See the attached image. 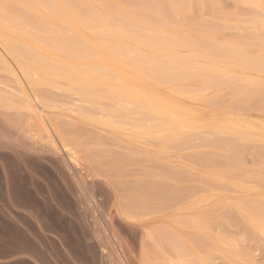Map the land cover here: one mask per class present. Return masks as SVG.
Instances as JSON below:
<instances>
[{
  "label": "rangeland",
  "instance_id": "rangeland-1",
  "mask_svg": "<svg viewBox=\"0 0 264 264\" xmlns=\"http://www.w3.org/2000/svg\"><path fill=\"white\" fill-rule=\"evenodd\" d=\"M0 1V4L2 2L6 4L5 7L4 5H0L3 9H0V13L5 16H3L4 21H2L5 24L2 22L1 24L4 27H7L8 24L10 27V23H8V20L11 17H14L19 7L13 3V0ZM43 1H45V3L51 2V0ZM132 1L134 2V4L132 3ZM139 1L141 0H115L113 4L111 3V5L117 6L115 5V2L120 5L122 4L123 6H128L130 4L129 8L132 9V11L125 12L127 10L122 7L119 8L118 6L117 9L120 11H114L112 17H109L107 20L102 21L93 20L95 22V25H93V21H90L92 23H90L91 26L89 24L85 25V23H82L80 19L74 17V15L79 16L80 14L81 18L84 19L87 16H85L83 10H77L75 7L71 6L72 9L71 7L69 9L72 10L73 14L75 13L74 15H71L69 11L59 12V15L58 13L57 16L55 15V17H57L56 19H59L60 16V22L59 20L58 22H56V20L50 22H46L45 20H43L45 24H41L40 22L42 21L39 20L38 22V19H35L34 21H29L27 19L28 22L22 23H27L25 26L20 24L22 26L21 30H23L22 32L24 36H27V33H29L28 35H32V33H34L36 29H40V32L35 35L37 37L45 36L49 38L50 43H52L51 40L53 41L54 39V46H52L56 52H58L57 50H62V47L60 49L61 45H58L59 40L65 39L67 35L71 36V34H77L78 31L75 30V28L79 29V31L83 32L84 34L91 36L90 39H93L92 41L93 43L95 42L94 44H102V46H104L105 42H107V44L111 45L112 41L118 39V42L116 41V43H118L117 52H119V59L122 58L120 61H123L122 63L125 62L126 64L131 63L134 68L140 69V71L142 69V73L147 74L148 78H146L147 76L143 77L141 85L145 88L151 89L158 96H163V98L169 100L171 99L182 108L191 110L193 112L194 120L197 122V125L200 126L198 127L199 129H186V132L183 130L180 132V134L177 135L179 137L174 140L175 142L177 141L176 144L175 142L173 143L175 145L172 144L171 146L172 142L170 141L169 143L167 142L168 144L165 143V145L163 141L164 139L162 140V136L160 134H158L157 137L155 136L157 134L156 131L158 129V126H156L157 124L155 123L152 125L154 115L150 113V110L148 108L147 109L149 111L146 110L145 104L144 106H142L144 103L142 100H139V102L137 101L135 103L136 105H132L127 110L123 109L124 107H120L119 110H116L117 105L120 104L119 101H115V98L112 99L113 96L110 93L104 96L103 94H101L103 96L102 97L99 93L106 92V89L103 88V86L102 88L101 86H99L97 89H95L97 91V94L94 90V95H99H95L99 99L95 98L94 104L88 105L85 104L84 101H82L84 100L83 98L81 99L79 95L78 97L74 92H72L73 90L68 89V85H66L67 83L63 78H56L54 84H58L59 88L61 87L62 89H58V86L52 88L48 83H45L46 85H42L43 83H37L39 85H25L27 83L21 79L22 85L25 88L27 87L26 94L28 93L27 95H29V97L31 96L29 101L25 99L27 98V95L22 94V92L20 91V87H18L20 85L17 82L16 77L10 70L7 69L8 67L5 68L4 65H6L7 63L3 64L4 62L2 63L3 60H1L3 58H0V99H4L7 101L14 100L15 103V105L13 106L12 104L6 105L0 102V140H5L8 143L9 141L15 142L20 146L19 152H16L13 147L11 148L10 146H8V143L4 141V143L1 144L2 141H0V190L2 191H0V264H105L103 258H101L100 256L98 247L96 245L95 247L94 244L91 243L92 241L90 242V240H88L87 238L88 229L86 227V223L84 221H80L81 219L78 217V213H76V189L74 188V184L71 180V177L69 176V173L60 163L61 150H57L58 145L55 148L57 152L56 153L55 151H53L54 147H50L51 142L43 135L44 131L41 129V126H39L40 122L37 121L41 117V119L44 120V123L48 125V128L52 130L53 135L57 138L59 137L58 139L55 138L56 142L59 143L58 140L60 142H66V144H68L70 147H73L74 149L76 148V151L78 152L84 166H87V168H89L88 170L91 171L94 177L108 184V186L113 191H115V194L119 196L120 200H123L130 193L128 192L129 189L141 187L142 185H139L143 184L144 182V184H146V187L153 183L155 180L157 181L155 182V185L156 183L162 185L161 182L163 184L164 182H167L168 184L171 183L178 186L183 184L181 186L185 188L190 187L189 189L192 188L193 184L199 185V187L197 185H194V188H192V190H196L192 191L196 192L195 195L192 193L194 199L191 195L189 196L192 197V200L188 197L191 202L195 201L194 203L197 206L191 210V208L189 207L191 206V204L187 206V204L191 202L190 200H187L186 204L187 196L184 194H188L187 190L189 191V189H185L184 191L186 192L181 190L183 192L181 193L182 197L184 194L186 198L184 199L183 197V202L181 200L178 205H183L182 207L183 209H185V211H180L183 210L180 207L181 209L178 211L179 213H175V215L179 214L181 217V214L185 215L186 213H190V216L188 214H186L187 216L185 215V219H188L189 217H191V212L196 210L195 213L197 217L201 218L204 216L207 220H210V225H208L207 227H211L208 230L206 226L202 228L203 230L199 227L202 231L197 230L199 229L198 227H192L190 223H187L189 219L186 222L184 219L182 220L183 216L180 219L177 218L179 215L176 216V218L171 216L173 214L170 213L175 209V207L160 212L169 213L167 217L168 221L170 220V216L173 222L176 221L173 220L174 218L180 221L179 225L181 223L182 225L184 224L183 226H179L176 222H174L176 225H178V227H182L181 229H179L182 233L183 243L184 239H186L185 246L188 244V246H190H187L186 249H194V251L192 250V252L187 251V253L189 252L188 257H192V260H197L198 258L202 260L204 259L202 257H206L207 254V257L205 259L207 260V258L211 256L209 259L211 261V263L209 262L210 264H264V227L261 228L255 221L250 220L247 208L245 207V205L248 204L245 203L246 201H248L249 203L254 202V204L259 208L264 207V142L257 135L260 130L264 129V69L259 71L254 69V71L253 69L249 68L247 71V68H238L240 63H248L247 60L251 61V58L252 61L256 60V56L259 53L261 46H263L262 42L259 41L263 40L264 35L262 34H264V27L259 26L258 29L257 24L259 25V23L257 22L256 24V20L258 17L255 18V16H260L258 12L260 14H263L264 3L261 2L263 6L259 3L260 7L258 8L257 4L253 3L251 0H171L170 3L178 2V5L176 3H174L173 5L174 8H178H172V11L169 5L170 0H156V2L154 0L155 3H153V0H142L143 3H146H144V5L141 2L139 3ZM159 3H161L160 6ZM185 4H188V6ZM87 5L89 7V10H91L92 12L102 13L105 11L104 5L101 3V0H87ZM151 5H154L157 10H155L153 6L151 10ZM159 7L162 8L161 10H163L164 7V10L161 14V10L159 9ZM165 7H168V10H166L167 8L165 9ZM45 9L44 7H42L41 11L43 13L44 10V13L47 14V11L49 10L47 9L45 11ZM133 9H136L137 11ZM158 9L160 10V12L158 11ZM146 10L147 12H145ZM3 11L5 12L3 13ZM156 11L159 12V15H156ZM176 11H178V13H176ZM181 12L184 18H181ZM255 12L257 13L255 14ZM7 16H10V18H7ZM133 16L135 18L137 17V19H140V22L144 20L145 23L144 21L140 24L136 23L133 20ZM160 18L161 20H159ZM156 20H159L158 22L160 23H157ZM253 20H255V24L253 23ZM5 21H7V23ZM130 21L133 22V25H131L132 22ZM151 21H156L157 24L152 27L150 26L152 24ZM33 22L37 23L34 24ZM72 27L74 28V32L71 29ZM149 27L154 28L156 31H154V29L149 30ZM198 27H200V29H198ZM254 30L255 33H252L254 32ZM256 30L258 33L256 32ZM203 31H205V33ZM43 32L47 33L44 34ZM198 33H200V35L202 33V36H200ZM206 33H208L209 35V39L207 40L203 37V35ZM246 34H248L247 36L250 37L249 42H247V39L245 40L244 38H248ZM252 37L253 39H251ZM119 38H121L120 40H122V43L119 42ZM4 42L7 43L9 41ZM55 42H57L58 44H55ZM123 42L125 43L123 44ZM232 43L234 46L233 49H236V51L237 48H239L237 46L241 45V48L238 49L240 52L237 51V53L236 51H234L231 52L233 53L231 54L230 51L229 53L224 51V53H221L224 48H227V46H232ZM244 43L247 44V49L246 47L243 48ZM19 44L18 41L15 42V45L20 48L23 44L20 41ZM234 44L236 45V47ZM225 45L227 46L225 47ZM2 46L4 45H2V43L0 42V57H3L6 53V51L5 53L3 52L4 50L2 49H5V47ZM93 51L94 50L89 49V52L87 54L85 52L80 54H83L84 57L88 55V57L86 56L85 58L91 60V58L96 57V52L93 53ZM137 52L139 53V55ZM244 52L246 54H244ZM254 53L256 54V56ZM25 56L29 58L28 55ZM66 56H69L70 58H72L73 56L72 59H77V55L75 53L72 54V52L67 53ZM4 58H6V61L9 62L7 66H14V71L18 70V68H16L17 65L8 54L7 56H4ZM44 61L49 62L48 60ZM169 61H172V63L170 64ZM212 62L215 65L217 64L216 66L214 65V68L219 72H215V70L213 69H210L209 71V68L206 64H210ZM83 63L88 64V62L86 61ZM234 63H237L238 65L230 66ZM52 64L58 66L61 69L60 73L62 75L66 74V72L64 71L71 72L70 68L68 67V69L61 62H53ZM178 65L181 67H179ZM74 66L80 72L83 71V69L84 71L86 69L85 67H78V65L76 66L75 64ZM118 67L125 70L126 65L119 64ZM188 68L191 69L189 70ZM221 68H223V70L225 68V70L236 74L233 75L231 73V79L229 78V80L228 78H225L226 75L224 74L226 73H224ZM102 70L103 69L101 68V71ZM17 72L15 73L17 74ZM103 72L108 76H113V73L109 71L103 70ZM149 75L152 76L150 77ZM248 78L250 79L247 81ZM250 87H254V89H257H253V93H255L252 95L251 91V93L248 92L251 89ZM17 94L19 96H17ZM20 94L23 97L20 96ZM34 94L38 95L39 98L38 104H36V110L28 111L24 108V106L30 102L34 103V101H31L34 100ZM4 96L7 97L5 98ZM19 97H21L22 99L24 98V101ZM60 97L61 99H59ZM101 97L102 99H100ZM17 100H19V102ZM80 102H82L83 104ZM56 104H58L59 106ZM96 105H99V107H101L102 105V107H106L107 109H112L114 107L115 109L113 108L111 113L107 112L106 110L100 112L101 109ZM137 107H139V109L140 107H142L141 109H143L144 112L146 111L145 114L141 113L143 111H141V109L139 111ZM78 110L87 113H89L90 111V113H93L96 117L91 118L90 120V118H87L85 114H81V116L80 113H78ZM32 111L34 113H32ZM125 111L127 114L125 113ZM98 112L100 114H104L105 112H107V114H109L113 119H120L123 122L128 121L131 124L139 123L141 125H144L145 123V126L149 125L148 127H152V129L150 128L151 130H147L148 134L146 136L144 135V133H141L140 135L137 134L136 136V134H131L130 129H127V127H129V124L127 123L124 126L126 128H123V126L122 128H120L114 127L111 124H105L101 118L97 119V117H99L97 116L99 115ZM126 115L128 116V118ZM123 116L124 118H122ZM140 117L143 120L146 119L144 120L145 122H143V120L141 122H138L137 120H139ZM130 118L132 119V122ZM214 120L234 122L240 124L241 127L248 125V128L246 130L254 134L251 135L250 133V138L247 136L244 137L245 139H243L233 131L238 130L233 125H228V127L232 130H227L224 133L221 132V130H214L215 128H211L212 126H206ZM100 122L102 124H100ZM150 123L152 126L150 125ZM34 124L37 126L35 127ZM151 132L155 134H152ZM214 135L215 138L219 137L222 140H227L225 141L226 145L224 143V145L222 144L221 147L219 145H213ZM182 137H185L186 139V141H184L185 139L183 140V143L179 140L180 138L183 139ZM207 138H209L210 141L206 140ZM238 138H240L241 140ZM192 139L194 142L192 141ZM233 140H235L234 142L236 144L239 143L240 145L235 147L234 143H232ZM28 142H34L35 145L38 143L37 145L41 146L40 150H38L39 146L37 145L33 146L35 148L28 147L30 145V143ZM39 143L43 144L40 145ZM179 143L180 145H178ZM6 144L8 145L5 146ZM20 144L22 146H25V148H22H28L24 150L21 148ZM163 144L167 147L165 148ZM183 144H185V146ZM26 145L28 146L26 147ZM176 145L178 148L176 147ZM228 145H230V147ZM179 146L182 147L179 148ZM258 147L260 148L258 149ZM255 150H257L258 152ZM232 151L233 155L231 154ZM36 152L38 153V155ZM200 153L202 154L201 156H199ZM136 154L138 155V157L136 156ZM196 154L199 155L197 156ZM205 155L207 157H205ZM191 156H195V158ZM58 157L60 158V160H58ZM196 157H198L197 160ZM200 159H202V162L198 161ZM194 160H196V163L194 162ZM117 168L118 172L116 170ZM145 169L149 174H147V171ZM61 170L63 172H61ZM149 170L152 172H149ZM162 170L165 171V176L164 174H162L164 173L162 172ZM159 173H161V175ZM167 173L169 175H167ZM206 173L209 175H207ZM170 174L173 175L171 176ZM149 177H151L152 180ZM207 178L209 179V181ZM148 182L151 183L147 185ZM190 184L192 186H190ZM94 188V190L97 189L96 191L102 189V187H99V185L94 186ZM125 189H127V191ZM105 192H107L105 193L106 197L108 196V194L111 195V192H108L107 190ZM123 193L126 194L123 195ZM203 195L205 197H202ZM197 201H199L200 203L198 202V204H196ZM242 201H245V205L244 203H242ZM184 203L187 207H189L188 211H186L187 207H184ZM237 206H241V209ZM138 213H135L136 216H138ZM139 215V217L142 216L141 219L147 217L146 215V217H143V215L140 213ZM132 216L134 217L135 215ZM208 216L210 218H208ZM136 219L139 220L138 217H136ZM225 219H227V221ZM213 220H216V222H214ZM183 221L187 224L183 223ZM84 242L86 244H84ZM196 244H201L202 248ZM149 247L151 251L152 249H155L157 252L158 256L156 257L155 261L162 264L164 259H158V257H161L158 250L152 244ZM167 249L168 251H170L169 247H167ZM154 254L156 255L155 252ZM195 254L196 257L194 258ZM157 259L159 261L161 260L162 262H159ZM102 260L104 263L102 262ZM197 263L200 264L201 261Z\"/></svg>",
  "mask_w": 264,
  "mask_h": 264
},
{
  "label": "bare ground",
  "instance_id": "bare-ground-1",
  "mask_svg": "<svg viewBox=\"0 0 264 264\" xmlns=\"http://www.w3.org/2000/svg\"><path fill=\"white\" fill-rule=\"evenodd\" d=\"M11 1V0H10ZM89 1V0H88ZM115 0H101V3L104 5V8H105V11L102 12V13H98V12H92L91 10H89V7L87 5V0H51L50 3H45V1L43 0H13V3L15 5H17L19 7L18 11L15 13L14 17L11 19L10 16L7 18H10L8 20V23H10V27L9 25L7 24V27L3 26L1 24L2 21H4L3 19V16L1 13H0V42L2 43V47H5V49H2L4 50L3 52L6 53L10 56V58H12V60L15 62V64L17 65L16 68H18V72L17 71H14V66L10 67L7 66V64L9 62L6 61V58H4V56H7V54L5 53V55L3 57H0V58H3L1 60L3 64L7 63L5 66L8 67L7 69L10 70L13 75L16 77L17 79V82L19 83L20 86V91L22 92V94H26V89L27 87L25 88L23 85H22V80H24L27 84L25 85H34V84H37V83H43L42 85H46L45 83H48L51 85L52 88H55V86L57 87L58 84L54 85L55 84V79L56 78H63L65 80V82L67 83L66 85H68V89H71L73 90L72 92L75 93V95H79L81 97V99L83 98L84 100V103L85 104H88V105H93L94 104V100L95 98L99 99L98 97L96 96H99V95H96L97 94V91L95 89H97L99 86H103V88H105L106 92H101L98 93L101 95L103 94L106 95V94H112L113 98H115V101H119L120 104L117 105L116 107V110H119L120 107L127 110L129 107H131L132 105H134L137 101L139 102V100H142L144 103L142 106H144L145 104V108L146 110H150V113L154 115V118H153V122H152V125L155 123L157 124L156 126H158V129L156 131V137L158 134H160L162 136V140L164 141V144H168L169 141L172 142L171 143V146L172 144L175 142L174 140H176V138H178L179 136H177L178 134H180L181 131H185L186 132V129L188 130H192V129H196L200 126L197 125V122L194 120L193 118V112L189 109H184L182 108L180 105H178L177 103H175L174 101H172L171 99H165L160 96H158L156 93H154L151 89H148V88H145L141 85V81L143 80V77L147 76V74H143L142 73V69L140 71V69H137V68H134V66L130 64H126L125 62L122 63L123 61H120L122 58L119 59V52L118 51V48H117V44L116 41L118 42V39H115V41H112L111 42V45L110 44H107V42H105L104 46L99 45V44H94L93 43V39L91 40L90 37L91 36H88L87 34H84L83 32L79 31V29L75 28V30H77V34L76 35H72L71 36H68L65 38V39H61L59 40V44L57 42H55V44L57 43L58 45H61L60 46V49L62 47V50H57L58 52L55 51V49L53 48L54 46V39L53 41L51 40V42L53 43H50V39L47 38V37H37L35 34L39 33L40 32V29H34L35 32L32 33V35H28L29 33H27V36L23 34V30H21V25L22 23L24 22H28L27 19L29 21H34L35 19H38V22L39 20L42 21L40 22L41 24H45V22L43 20H45L46 22H50V21H55L60 22V16H59V19H56L57 17H55V15L57 16V13L59 15V12H64V11H69L71 13V15L73 14L72 13V10H70L69 8L71 6L75 7L77 10L80 9V10H83L84 11V14L85 16H87L86 18L82 19L81 18V15L79 13V16L77 15H74V17H77L78 19L81 20L82 23H85V25L89 24L91 26V22L90 21H95V20H98V21H102V20H107L109 17H112L113 16V12L114 11H120L117 9V7L119 6L124 8L125 12H131L132 9L129 8L130 4L128 6H123L122 4H117V2H115L117 6H113L111 5V3L113 4ZM158 1V0H157ZM169 1V0H168ZM178 1V0H177ZM253 3L257 4L258 8L260 7L259 6V3L261 4V2L264 3V0H251ZM1 2V1H0ZM142 3L144 5V3L141 1H139V3ZM156 2V0H155ZM154 0H153V3H155ZM160 2V1H159ZM171 0L169 1V5L171 7V10L173 11L172 8L174 3L176 2H172L170 3ZM183 2V1H182ZM249 2V1H248ZM3 3V2H2ZM0 4V5H4L5 7V3L3 4ZM90 3V2H88ZM132 3L134 4V2L132 1ZM178 3V2H177ZM176 3V4H177ZM180 3V2H179ZM188 3V2H186ZM146 4V3H145ZM184 4V3H183ZM132 5V4H131ZM137 5V4H136ZM135 5V6H136ZM161 5V3H159V6ZM178 5V4H177ZM182 5V4H181ZM188 6V4H185ZM262 5V4H261ZM13 6V5H12ZM46 6V7H45ZM48 6V8H47ZM113 6V7H111ZM134 6V5H133ZM132 6V7H133ZM149 6V5H148ZM154 7V5H151L150 6V9L152 10V8ZM156 6V5H155ZM158 6V5H157ZM163 6V4H162ZM161 6V7H162ZM263 6V5H262ZM2 9V6H0ZM44 7L45 11L48 9L49 11H47L48 13L45 14L44 13V10H43V13L41 11V8ZM144 7V6H143ZM142 7V8H143ZM159 7V9L161 10L162 8ZM256 7V6H255ZM111 8V9H110ZM135 8V7H134ZM149 8V7H148ZM167 8V9H166ZM178 7L174 8V9H177ZM182 8V7H181ZM184 8V7H183ZM72 9V7H71ZM155 10H157V8L154 7ZM158 9V11L160 12V10ZM166 10H168V7H165ZM187 9V8H186ZM264 9V8H263ZM3 10V9H2ZM1 10V11H2ZM5 10V8H4ZM8 10H9V7H8ZM135 11H137L136 9H133ZM145 10V8H144ZM163 10H164V7H163ZM163 10H161L160 14L163 12ZM183 10V9H182ZM11 11V10H10ZM142 11V10H141ZM260 11V10H259ZM5 11H3L4 13ZM144 12V11H143ZM147 12V10L145 11ZM159 12H155L156 15L159 13ZM261 12V11H260ZM81 13V12H80ZM139 13V12H137ZM166 13V12H165ZM173 13V12H172ZM176 13H178V11H176ZM257 12H255L256 14ZM129 14V13H128ZM146 14V13H145ZM150 14V13H148ZM164 14V13H163ZM162 14V15H163ZM174 14V13H173ZM185 14V13H184ZM258 14L260 16H255V18H257L256 20V24L257 22L259 23V25L257 24L258 26V29H259V26H262L264 27V12L263 14H260L258 12ZM130 15V14H129ZM159 15V14H158ZM178 15V14H177ZM182 12H181V18L183 17L182 16ZM144 16V15H143ZM5 17V16H4ZM120 17V16H119ZM134 17V16H133ZM40 18V19H39ZM64 18V17H63ZM62 18V20H63ZM157 18V17H156ZM163 18V17H162ZM176 18V17H175ZM184 18V17H183ZM186 18V17H185ZM128 20V18H127ZM133 20L140 24L141 22L143 21H139L140 19H137V17L133 18ZM161 20V18L159 19ZM158 20V21H159ZM184 20V19H183ZM93 21V25H95V22ZM157 21V20H156ZM152 22V24L150 26L154 27L157 23H160L157 21ZM163 21V19H162ZM165 21V20H164ZM176 21V20H175ZM222 21V20H221ZM254 24H255V20H253ZM7 23V21H5ZM55 22V23H56ZM62 22H65V21H62ZM71 22V21H70ZM75 22V21H74ZM129 22V21H128ZM132 22V21H130ZM179 22V20H178ZM4 23V22H2ZM34 23V22H33ZM37 23V22H35ZM34 23V24H35ZM72 23V22H71ZM91 23V24H90ZM104 23V22H102ZM102 23H99V24H102ZM145 23V21H144ZM143 23V24H144ZM169 23V22H167ZM5 24V23H4ZM27 23L25 24H22V25H26ZM166 24V23H165ZM221 24V23H220ZM30 25V24H28ZM70 25V24H69ZM78 25V24H77ZM81 25V24H80ZM133 25V22L132 24ZM136 25V24H135ZM134 25V26H135ZM35 26V25H34ZM144 26V25H143ZM255 26V25H254ZM27 27V26H26ZM30 27V26H29ZM96 27V26H95ZM28 28V27H27ZM32 28V27H31ZM36 28V27H34ZM89 28V27H88ZM92 28V27H91ZM150 28V27H149ZM72 31H73V27L71 28ZM151 29H154V28H150L149 30ZM198 29H200V27H198ZM255 29V28H254ZM33 30V31H34ZM95 30V29H94ZM148 30V31H149ZM261 30V29H260ZM154 31H156L154 29ZM196 31V30H195ZM249 31V30H248ZM252 31V30H251ZM45 32V31H44ZM43 32V33H44ZM74 32V31H73ZM205 33V31H203ZM257 32V30H256ZM47 33V32H46ZM44 33V34H46ZM223 33V32H222ZM252 33H255V30L254 32ZM258 33V32H257ZM90 34H93V33H90ZM200 35V33H198ZM251 34V33H250ZM102 35V34H101ZM208 33L204 34L203 37L207 40L209 39V35ZM248 34H246L247 36ZM252 35V34H251ZM264 35V34H262ZM98 36V35H97ZM202 36V33L201 35ZM245 36V35H244ZM243 36V37H244ZM58 37V36H56ZM197 37V35H196ZM248 38L244 37L245 40L247 39V42H249V36H247ZM257 37V36H256ZM259 37V36H258ZM60 38V37H59ZM63 38V37H62ZM93 38V37H92ZM118 38V37H116ZM90 39V40H89ZM94 39H97V38H94ZM121 38H119L120 40ZM242 39V38H241ZM253 39V37L251 38ZM105 40V39H104ZM236 40V39H235ZM4 41H9L7 43H5ZM18 41V44H19V41L22 42V46L19 48L15 45V42ZM110 41V40H109ZM230 41V40H229ZM241 41V40H240ZM252 41V40H251ZM250 41V42H251ZM258 41V40H257ZM264 37H263V40L262 41H259V42H262V45L261 46V49L259 50V53L255 54V56L257 57L256 60H253L252 61V58H251V61L247 60L248 63H240L238 68H247V71L248 69H255V70H262L264 69V54H263V51H264ZM5 44H4V43ZM119 42L122 43V40H120ZM244 42V41H243ZM98 43V42H97ZM109 43V42H108ZM125 42H123L124 44ZM204 43V42H203ZM238 43V42H237ZM240 43V42H239ZM241 44V43H240ZM245 44V43H244ZM243 44V48L246 47L247 44L244 45ZM252 44V43H251ZM20 45V44H19ZM18 45V46H19ZM53 45V46H52ZM122 45V44H121ZM235 45V44H234ZM239 45V44H237ZM242 45V44H241ZM240 45V46H241ZM254 45V44H253ZM257 45V44H256ZM255 45V46H256ZM123 46V45H122ZM204 46V45H203ZM213 46V45H212ZM227 45H225L226 47ZM240 46H237L239 48H241ZM249 46V44H248ZM1 47V48H2ZM207 47V46H206ZM214 47V46H213ZM236 47V45H235ZM122 48V47H121ZM120 48V49H121ZM215 48V47H214ZM224 48V47H222ZM234 46H233V43H232V46H227V48H224V50H222L221 53H224V51L228 52L230 51L231 52H234L236 51V49H233ZM237 48V51L240 52ZM89 49H92L94 50V52H96V57L94 58H91L90 59H86L85 57L88 55H86L88 52H89ZM123 49V48H122ZM247 49V47H246ZM120 51V50H119ZM220 51V50H219ZM236 51V52H237ZM1 52V51H0ZM72 52L75 53L77 56L76 58L77 59H72L70 58L69 56H66L67 53H70ZM86 53L85 57L83 56V54H80V53ZM237 52V53H238ZM3 53V54H4ZM91 53V52H90ZM125 53V52H124ZM131 53V52H129ZM138 53V52H137ZM214 53V52H213ZM212 53V55H213ZM220 53V52H219ZM126 54V53H125ZM215 54V53H214ZM233 54V53H231ZM241 54V53H240ZM244 54H246L244 52ZM263 54V55H262ZM25 55H28L29 58ZM94 55V54H93ZM129 55V54H128ZM139 55V53H138ZM249 55V54H247ZM251 55V54H250ZM253 55V54H252ZM71 56V55H70ZM122 56V55H121ZM170 56V55H169ZM218 56V55H216ZM254 56V55H253ZM259 56V58H258ZM171 57V56H170ZM220 57H221V54H220ZM232 57V56H231ZM235 57V56H234ZM9 58V57H8ZM242 58V57H241ZM246 59V58H244ZM248 59V58H247ZM254 59V58H253ZM11 60V59H9ZM44 60H48L49 62H46ZM238 60V59H237ZM241 60V59H240ZM88 62L87 63H83V62ZM174 61V60H173ZM216 61V60H215ZM53 62H61L63 65H65L67 68L69 67L71 72L69 71H64L66 72L65 75H62L60 73V68L54 64H52ZM170 62V61H169ZM240 62V61H239ZM244 62V61H243ZM172 63V61L170 62V64ZM183 63V62H182ZM12 64V63H11ZM74 64L78 67H85V71L83 69V71H79L77 70V68L74 66ZM123 65L125 64L126 65V68L125 70L122 69V68H119L118 65ZM168 64V63H167ZM174 64V63H173ZM178 64V63H177ZM181 64V63H180ZM176 65V64H175ZM209 68V71L210 69H213L215 70V72H217L218 70L214 68V63H210V64H206ZM217 65V64H216ZM215 65V66H216ZM237 66L238 64L237 63H234V64H231L230 66ZM63 66V67H65ZM179 66V65H178ZM185 66V65H184ZM188 66V65H187ZM125 67V66H124ZM181 67V66H179ZM68 68V69H69ZM101 68L105 71H109L111 73H113V76L110 75L108 76L106 73L103 72V70L101 71ZM183 68V67H182ZM207 68V67H206ZM220 68V67H219ZM218 68V69H219ZM82 69V68H81ZM166 69V68H165ZM185 69V68H184ZM183 69V70H184ZM187 69V68H186ZM189 69V68H188ZM191 69V68H190ZM189 69V70H190ZM223 70V68H221ZM170 70V69H169ZM220 70V69H219ZM254 70V71H255ZM177 71V69H176ZM224 75H226L225 78H230L231 76V73L232 72H229L228 70H225L224 68ZM17 72V74L15 73ZM63 72V71H62ZM74 72V73H73ZM147 72V70H146ZM172 72V71H171ZM174 72V71H173ZM219 72V71H218ZM235 72V71H234ZM4 73V72H3ZM19 74V75H18ZM163 74V72H162ZM233 75L236 74V73H232ZM9 75V74H8ZM160 75V73H159ZM213 75V74H212ZM232 75V76H233ZM5 76V75H4ZM11 76V75H10ZM19 76V77H18ZM49 76V78H48ZM150 76V75H149ZM152 76V75H151ZM150 76V77H151ZM155 76V75H154ZM170 76V75H169ZM236 76V75H235ZM241 76V75H240ZM250 76V75H249ZM8 77V76H7ZM159 77V76H158ZM214 77V76H213ZM4 78V77H3ZM111 78V79H109ZM148 78V76L146 77ZM164 78V77H163ZM217 78H218V75H217ZM233 78V77H232ZM239 78V77H238ZM22 79V80H21ZM50 79V80H49ZM62 79V80H63ZM152 79V78H151ZM231 79V78H230ZM229 79V80H230ZM236 79V78H235ZM245 79V78H244ZM250 78L247 79V81L249 80ZM4 80V79H3ZM15 80V79H14ZM58 80V79H57ZM155 80V79H154ZM219 80H220V76H219ZM242 80V78H241ZM23 81V82H24ZM228 81V80H227ZM251 81V80H250ZM4 83V82H3ZM57 83V82H56ZM165 83V82H164ZM39 85V84H37ZM54 86V87H53ZM146 86V85H145ZM17 87V88H18ZM46 87V86H45ZM38 88V87H37ZM58 89L59 86L57 87ZM251 88V87H250ZM47 89V88H46ZM62 89V88H61ZM252 89V90H251ZM248 92L252 94L253 93V88H251ZM256 89V88H255ZM254 89V90H255ZM54 90V89H53ZM64 90V88H63ZM94 90L96 92V96L94 95ZM100 90V89H99ZM171 90V89H170ZM248 90V89H247ZM257 90V89H256ZM33 91V90H32ZM35 91V90H34ZM56 91V90H55ZM69 91V90H68ZM101 91V90H100ZM178 91H181V90H178ZM177 91V92H178ZM45 92V91H44ZM53 92V91H52ZM62 92V91H61ZM70 92V91H69ZM68 92V93H69ZM257 92V91H256ZM31 93V92H30ZM33 93V92H32ZM52 94V93H51ZM62 94V93H61ZM35 95V94H34ZM33 95V96H34ZM42 95V93H41ZM47 95V94H46ZM49 95V94H48ZM73 95V94H72ZM17 96H19L17 94ZM20 96H22L20 94ZM71 96V95H70ZM78 96V97H79ZM102 96V95H101ZM102 96V97H103ZM5 97V96H4ZM7 97V96H6ZM5 97V98H6ZM23 97V96H22ZM31 97V96H30ZM30 97L29 95H27V100L30 101ZM102 97L100 99H102ZM2 98V97H1ZM21 98V97H19ZM47 98V97H46ZM75 98V97H74ZM169 98V97H168ZM8 99V98H7ZM51 99V98H50ZM56 99V98H55ZM61 99V97L59 98ZM79 99V98H78ZM80 99V100H81ZM104 99V98H103ZM21 100L24 101V98ZM38 95H35L34 96V100H31V101H34V103L30 102V103H27L24 108L28 111H31V110H36V104H38ZM49 100V99H48ZM71 100V99H70ZM74 100V99H73ZM19 102V100H17ZM22 101V102H23ZM79 101V100H78ZM0 102L6 104V105H9V104H12L13 106L15 105L14 103V100H1L0 99ZM12 102V103H11ZM27 102V101H26ZM72 102V101H71ZM111 102V101H110ZM177 102V101H176ZM70 103V102H69ZM82 103V102H80ZM108 103V102H107ZM83 104V103H82ZM58 105V104H56ZM111 105V104H110ZM136 105V104H135ZM141 105V104H140ZM59 106V105H58ZM86 106V105H85ZM99 107V105H96ZM11 107V106H10ZM56 107V106H55ZM19 108V107H17ZM66 108V107H65ZM101 110L100 112L102 111H107V112H112L113 108L112 109H107L106 107H99ZM105 108V109H104ZM138 110L140 111V109L142 107H137ZM144 108V109H145ZM148 108V109H147ZM60 109V108H59ZM80 109V108H79ZM94 109V108H93ZM115 109V108H114ZM63 110V109H62ZM81 110V109H80ZM78 110V113L81 114H85L87 118H94L96 116H94V114L90 113H87V112H84V111H80ZM83 110V109H82ZM86 110V109H84ZM97 110V109H96ZM95 110V111H96ZM148 110V111H149ZM71 111V109H70ZM93 111V110H92ZM141 111H143V109H141ZM147 111V113H148ZM37 112V111H36ZM73 112V111H72ZM71 112V113H72ZM77 112V111H76ZM107 112H105L104 114H100L99 112V117L98 118H101L102 121L109 125H113L114 127H120L122 128H126L124 127L127 124H129V127H127V129H130L131 131V134H137L140 135L141 133L146 136L148 133H147V130H149L150 128L152 129V127H148L149 125L145 126V123L144 125L142 124H139V123H136V124H131L130 122L128 121H125L123 122L122 120H117V119H113L109 114H107ZM146 112V111H145ZM145 112H141V113H144ZM1 113V112H0ZM32 113H34L32 111ZM126 113V111H125ZM129 113H132V112H129ZM138 113V112H137ZM42 114V113H41ZM127 114V113H126ZM1 115V114H0ZM5 115V114H4ZM31 115V114H30ZM36 115V114H34ZM125 115V114H124ZM129 115V114H128ZM152 115V117H153ZM8 116V115H7ZM20 116V115H19ZM33 116V115H32ZM53 116V115H52ZM61 116V115H60ZM65 116V115H64ZM82 116V115H81ZM122 116V114H121ZM127 116V115H126ZM139 116V115H138ZM36 117V116H35ZM145 117V116H144ZM143 117V118H144ZM152 117H151V121H152ZM29 118V117H28ZM42 118V117H41ZM39 119L37 120L38 122H40V125L41 126V129L44 131V136L51 142V146L50 147H54V150L57 146V150H61V160L60 158L58 160H60V163L62 164V166L67 170V172L69 173V176L71 177V180L74 184V188L76 189V205H77V212L78 213V217L81 219H79L80 221H84L86 223V227L88 229V240H90L91 243L94 244V246L96 245L98 247V251L100 253V256L101 258H103L105 264H161V263H158L157 261H155L156 257L158 256L157 255V252L155 249H152V251L150 250V245L152 244L157 250L158 252L160 253V256L161 257H158V259L160 258L161 260L164 259V261L162 262V264H198L197 262L201 261L200 264H210L211 261L209 260L211 256H209L207 258V260L205 259L207 257V254H206V257H202L204 259L200 260V258H198L197 260H192V257H188V254L189 252H192V250L194 251V249L192 248V250H188L186 249V247L189 245L188 242L185 246V241L186 239H184V243H183V239H182V233L180 231V227H178L179 225V222L178 219H174L176 218V216H178L179 214H176L175 213H179L178 211L182 208L183 209V205H178L181 200L186 198L184 196V194L187 196L186 198V204H187V200H192V193L195 195L196 192H192V191H196V190H192V188H194V185H197V184H193V186L190 184V186H192L191 189H189L188 187H183L181 185V187H179L178 185H175V184H168L167 182L164 184L161 182L162 185L156 183L155 185V182H157L156 180L153 182V183H149L147 185H152V186H147L146 187V184H138L139 186L141 187H138V188H132V189H129L128 192H130L123 200H120L119 196L115 194V191H113L109 186L108 184H106L104 181L94 177V175H92L91 171L88 170L89 168H87V166H84V164L82 163V160L78 154V152L76 151V148L74 149L73 147H70L68 144H66V142H60L58 140L59 143L56 142V139H58L57 137H55L53 135V132L52 130H50L48 128V125L46 123H44V120L42 119ZM44 118V117H43ZM68 118V117H67ZM84 118V117H83ZM117 118V117H116ZM120 118V117H119ZM124 118V116L122 117ZM128 118V116H127ZM141 118V117H140ZM139 120H137L138 122L142 121L143 119L141 118ZM14 119V118H13ZM62 119V118H61ZM131 119V118H130ZM69 120V119H68ZM67 120V121H68ZM93 120V119H92ZM146 120V119H144ZM143 120V122H145ZM150 120V119H148ZM35 121V120H34ZM61 121V120H60ZM63 121V120H62ZM96 121V120H95ZM20 122V121H19ZM55 122V121H54ZM131 122H132V119H131ZM150 122V121H149ZM261 122V121H260ZM23 123V122H22ZM35 123V122H34ZM99 123V121H98ZM58 124V123H57ZM74 124V123H73ZM100 124H102L100 122ZM244 124V123H243ZM262 124V123H261ZM16 125V124H15ZM27 125V124H26ZM35 125V124H34ZM50 125V124H49ZM65 125V124H64ZM105 125V126H107ZM151 125V123H150ZM151 125V126H152ZM228 125H233L235 126L236 129L238 130H233L234 132L237 133V135L243 139H245L244 137H249L250 138V133L249 131H247L246 129L248 128L246 125L244 127H241L240 124H237V123H234V122H229V121H222V120H214L212 122H210L208 125L206 126H212L211 128H215L214 130H221V132H225L227 130H232L231 128L228 127ZM263 125V124H262ZM37 125H35L36 127ZM264 126V125H263ZM7 127V126H6ZM78 127V126H77ZM154 127V126H153ZM12 128V127H11ZM18 128V127H17ZM92 128V127H91ZM204 128V127H202ZM210 128V130H211ZM34 129V128H33ZM94 129V128H93ZM150 129V130H151ZM199 129V128H198ZM7 130V129H6ZM90 130V129H89ZM213 130V131H214ZM26 131V130H25ZM35 131V130H34ZM153 131V130H152ZM9 132V131H8ZM27 132V131H26ZM90 132V131H89ZM154 132V131H153ZM151 132L152 134H155ZM220 132V133H221ZM233 132V133H234ZM3 133V132H2ZM11 133V132H10ZM9 133V134H10ZM39 133V132H38ZM103 133V132H102ZM127 133V132H126ZM195 133V131H194ZM213 133V132H212ZM216 133V132H215ZM228 133V132H227ZM8 134V133H7ZM35 134V133H34ZM203 134V133H202ZM254 134V133H251V135ZM71 135V134H70ZM73 135V134H72ZM95 135V134H94ZM184 135V134H183ZM200 135V134H199ZM256 135V134H255ZM258 137L264 142V129L260 130L258 133H257ZM68 136V135H67ZM152 136V135H151ZM254 136V135H253ZM7 137V136H6ZM9 137V136H8ZM26 137V136H25ZM93 137V136H92ZM134 137V136H133ZM132 137V138H133ZM140 137V136H139ZM188 137V136H186ZM214 137V141H213V145H219L221 147V145L224 143L225 144V141L227 140H222L221 138L219 137H216L215 138V135L213 136ZM237 137V136H236ZM257 137V136H256ZM10 138V137H9ZM24 138V137H23ZM56 138V139H55ZM183 138V137H182ZM198 138V137H197ZM91 139V138H90ZM118 139V138H117ZM145 139V138H144ZM185 137L183 139H179L180 141H182V143L184 141H186ZM217 139V140H215ZM221 139V140H219ZM240 139V138H238ZM237 139V140H238ZM21 140V139H20ZM97 140V139H96ZM109 140V139H108ZM184 140V141H183ZM205 140V139H203ZM206 140H209V138H207ZM241 140V139H240ZM2 141V143H4L5 140H0ZM32 141V140H31ZM78 141V140H77ZM86 141V140H85ZM100 141V140H99ZM134 141V140H133ZM148 141V140H147ZM193 141V139H192ZM235 140H233L232 143H234L235 147L239 146L240 144H236L234 142ZM261 141V142H262ZM6 142V141H5ZM36 142V141H35ZM70 142V141H69ZM72 142V141H71ZM89 142V140H88ZM91 142V141H90ZM111 142V141H110ZM137 142V141H136ZM168 142V143H167ZM177 142V141H176ZM175 142V144H176ZM179 142V141H178ZM190 142V141H189ZM194 142V141H193ZM204 142V141H203ZM8 143V142H6ZM20 143V142H18ZM30 143V142H28ZM126 143V142H125ZM181 143V144H182ZM228 143V142H227ZM9 144V145H8ZM6 144L5 146H10L11 148L13 147V149L17 152H19V149H20V146L19 144L15 143V142H10ZM21 144H25V143H21ZM20 144V145H21ZM38 144V143H37ZM36 144V145H37ZM40 145H42L41 143H39ZM47 144V143H46ZM95 144V143H94ZM128 144V143H127ZM163 144V145H164ZM165 144V145H166ZM173 144V145H175ZM223 144V145H224ZM230 144V143H229ZM29 145V144H28ZM26 145V147L28 146ZM34 142H31L30 145L28 147H32V148H35L33 146H36ZM54 145V146H52ZM164 147L166 148L167 146ZM170 145V144H169ZM180 145V143L178 144ZM185 146V144H183ZM182 145V146H183ZM226 145V144H225ZM231 145V144H230ZM230 145H228L230 147ZM3 146V145H1ZM39 146V145H37ZM133 146V145H132ZM182 146H179L182 147ZM183 146V147H184ZM187 146V145H186ZM193 146V145H192ZM245 146V145H244ZM25 146L21 145V148ZM27 147V148H28ZM40 147H38V150H40ZM44 147V145H43ZM49 147V148H50ZM76 147V146H74ZM175 147V146H173ZM177 147V145H176ZM223 147V146H222ZM225 147V146H224ZM22 148V149H24ZM26 148V149H27ZM111 148V147H110ZM123 148V147H122ZM131 148V147H130ZM178 148V147H177ZM185 148V147H184ZM183 148V149H184ZM228 148V147H227ZM241 148V147H240ZM260 147H258L259 149ZM24 149V150H26ZM43 149V148H41ZM53 149V148H51ZM161 149V148H159ZM172 149V148H170ZM175 149V148H174ZM182 149V148H181ZM257 149V148H255ZM13 150V151H14ZM30 150V149H29ZM32 150V149H31ZM37 150V149H36ZM35 150V151H36ZM141 150V149H140ZM164 150V149H163ZM162 150V151H163ZM180 150V149H179ZM236 150V149H235ZM22 151V150H21ZM143 151V150H142ZM181 151V150H180ZM195 151V150H194ZM201 151V150H200ZM203 151V150H202ZM206 151V150H205ZM211 151V150H209ZM233 151H234V148H233ZM233 151H232V155H233ZM257 151V150H255ZM24 152V151H23ZM237 152V151H235ZM258 152V151H257ZM37 153V152H36ZM57 153V152H56ZM95 153V152H94ZM202 153V152H201ZM200 153L199 156H201L202 154ZM30 154V153H29ZM42 154V153H41ZM54 154V153H53ZM187 154V153H186ZM195 154V153H194ZM228 154V153H227ZM230 154V153H229ZM38 155V153H37ZM58 155V154H57ZM188 155V154H187ZM197 155V154H196ZM197 155V156H198ZM211 155V154H210ZM22 156V155H21ZM121 156V155H120ZM123 156V155H122ZM136 156L138 157V155L136 154ZM181 156V155H180ZM185 156V155H184ZM226 156V155H225ZM2 157V156H1ZM39 157V156H38ZM93 157V156H91ZM188 157V156H187ZM193 157V156H191ZM205 157H207L205 155ZM204 157V158H205ZM102 158V157H101ZM105 158V157H104ZM133 158V157H132ZM185 158V157H184ZM195 158V156L193 157ZM198 157H196V160H197ZM202 158V157H201ZM42 159V158H41ZM50 159V158H49ZM99 159V158H98ZM96 159V160H98ZM120 159V158H119ZM207 159V158H206ZM205 159V160H206ZM95 160V161H96ZM135 160V158H134ZM185 160V159H184ZM193 160V159H192ZM194 160V162L196 161ZM42 161V160H41ZM118 161V160H117ZM125 161V160H124ZM199 162L201 161L202 162V159L198 160ZM207 161V160H206ZM132 162V161H131ZM181 162V161H180ZM59 163V162H58ZM110 163V162H109ZM130 163V162H129ZM136 163V162H135ZM153 163V162H152ZM196 163V162H195ZM194 163V164H195ZM185 164V163H184ZM198 164V163H197ZM201 164V163H200ZM209 164V163H208ZM199 165V164H198ZM204 165V164H203ZM214 165V163H213ZM28 166V165H27ZM61 166V167H62ZM89 166V165H88ZM107 166V165H106ZM112 166V165H111ZM6 167V166H5ZM98 167V166H97ZM108 167V166H107ZM110 167V166H109ZM114 167V165H113ZM138 167V166H137ZM146 167V166H145ZM163 167V166H162ZM166 167V166H165ZM18 168V167H17ZM39 168V167H38ZM60 168V167H59ZM147 168V167H146ZM153 168V167H152ZM184 168V167H183ZM195 168V167H194ZM113 169V168H112ZM111 169V170H112ZM139 169V168H138ZM144 169V168H143ZM148 169V168H147ZM160 169V168H159ZM213 169V168H211ZM210 169V171H211ZM38 170V169H37ZM63 170V168H62ZM61 170V172H63ZM64 170V171H66ZM114 170V169H113ZM117 172H118V168L116 169ZM126 170V169H125ZM146 170V169H145ZM144 170V171H145ZM153 170V169H151ZM147 171V170H146ZM168 171V170H167ZM18 172V171H17ZM28 172V171H27ZM42 172V171H41ZM66 172V173H67ZM115 172V171H114ZM123 172V171H122ZM121 172V173H122ZM129 172V171H128ZM149 172H152L149 170ZM161 172V171H160ZM164 172V173H162ZM162 174H164L165 176V171L162 170ZM175 172V171H174ZM178 172V171H177ZM34 173V172H33ZM65 173V172H64ZM105 173V172H104ZM135 173V172H134ZM154 173V172H153ZM161 173H159L161 175ZM263 173V172H261ZM118 174V173H116ZM146 174V173H145ZM147 174L148 171H147ZM207 174V173H206ZM63 175V174H62ZM122 175V174H121ZM167 175H169L167 173ZM171 175V174H170ZM173 175V174H172ZM171 175V176H172ZM181 175V174H180ZM209 175V174H207ZM170 176V177H171ZM179 176V174H178ZM184 176V175H183ZM45 177V176H44ZM116 177V176H115ZM146 177V176H145ZM167 177V176H166ZM187 177V176H186ZM206 177V176H205ZM36 178V177H35ZM69 178V177H68ZM151 178V177H149ZM148 178V179H149ZM173 178V177H172ZM181 178V176H180ZM30 179V178H29ZM65 179V178H64ZM112 179V178H110ZM135 179V178H134ZM183 179V178H182ZM196 179V178H195ZM208 179V178H207ZM123 180V179H122ZM136 180V179H135ZM152 180V178H151ZM151 180H148V181H151ZM118 181V180H117ZM130 181V180H129ZM140 181V180H139ZM187 181V180H186ZM209 181V179H208ZM127 182V181H126ZM132 182V181H131ZM185 182V181H184ZM190 182V181H189ZM194 182V181H193ZM68 183V182H67ZM70 183V182H69ZM109 183V182H108ZM160 183V182H159ZM213 183V182H212ZM219 183V182H218ZM16 184V183H15ZM53 184V183H52ZM120 184V182H119ZM158 184V185H157ZM63 185V184H62ZM70 185V184H69ZM99 185V187H102L101 190H94V186H97ZM133 185V184H131ZM212 185V184H210ZM209 185V186H210ZM199 187V185H197ZM196 186V187H197ZM222 186V185H221ZM121 187V186H120ZM126 187V186H125ZM131 187V186H130ZM136 187V186H135ZM145 187V188H144ZM184 189H183V188ZM213 187V186H211ZM216 187V186H215ZM55 188V187H54ZM58 188V187H57ZM98 188V187H97ZM117 188V187H116ZM128 188V187H127ZM181 188V189H180ZM72 189V188H71ZM120 189V188H119ZM187 190L189 189V191L187 190V193H184L183 194V197H182V194L183 193L181 190ZM216 189V188H215ZM51 190V189H50ZM108 191V192H111V195L108 194V196L106 197L105 191ZM127 191V189H125ZM1 191V190H0ZM2 192V191H1ZM70 192V191H69ZM74 192V191H73ZM186 192V191H184ZM208 192V191H207ZM27 193V192H26ZM75 194V193H73ZM126 194V193H125ZM123 193V195H125ZM131 194V195H130ZM71 195V193H70ZM189 195H191L192 197H190ZM6 196V195H5ZM74 196V195H73ZM74 196V197H75ZM201 196V195H200ZM208 196V195H206ZM210 196V195H209ZM7 197V196H6ZM190 199H189V198ZM202 197H205L204 195ZM197 198V197H196ZM195 198V199H196ZM32 199V198H31ZM194 199V197H193ZM190 200V202H191ZM200 200V199H199ZM205 200V199H204ZM50 201V200H49ZM185 201V200H184ZM22 202V201H21ZM63 202V201H62ZM183 202V200H182ZM189 202V201H188ZM195 201H192L191 203H188L187 206L189 204H191V206H189L191 208V210L196 207L197 205H195L194 203ZM199 201H197L196 204H198ZM245 201H242V203H244ZM2 203V202H1ZM50 203V202H49ZM200 203V202H199ZM245 203H248L247 205H245ZM244 203L245 207L247 208V212L250 216V220L252 221H255L259 227H264V207H261L259 208L257 205L254 204V202H250L252 204H250L248 201H246ZM261 203V202H260ZM264 203V202H263ZM185 204V203H184ZM185 204V208L187 207ZM254 204V205H253ZM259 204V203H258ZM260 205V204H259ZM3 206V205H2ZM175 207L174 210L176 211H171L170 214H173L171 216H173V220H176L174 222H176L178 225H176L170 218L169 216V219L174 223H172L170 220L168 221L167 217L169 215V213H160L164 210H167L169 208H173ZM181 207V208H180ZM189 207H187V210H189ZM202 207V206H201ZM236 207V205H235ZM234 207V208H235ZM237 207H241V206H237ZM244 207V206H243ZM38 208V207H37ZM232 208V207H231ZM6 209V208H5ZM197 209V208H196ZM233 209V208H232ZM241 209V208H240ZM243 209V208H242ZM56 210V209H55ZM202 210V209H201ZM211 210V209H210ZM236 210V209H235ZM245 210V208H244ZM71 211V210H70ZM180 211H185V209L183 210H180ZM196 210L192 211L191 212V217H189L188 219H185L186 218V214H188L190 216V213H186L185 215L181 214V217L180 215L177 217V218H182V220L184 219L185 222L187 221V223H190L192 225V227L194 226L195 228H204V226H208L210 225L209 223V219L207 220L204 216L203 217H197L196 216V213H195ZM209 211V210H208ZM234 211V210H233ZM143 215V217H146V218H142L139 217V213ZM75 213V214H76ZM138 213V216H136V214ZM209 213V212H208ZM31 214V213H30ZM204 214V213H202ZM233 214V213H232ZM240 214V213H239ZM35 215V214H34ZM132 215H135L136 217L139 218L134 219V217ZM146 215V216H145ZM201 215V214H200ZM210 215H211V212H210ZM185 216V217H184ZM207 216V215H206ZM34 217V216H33ZM75 217V216H74ZM73 217V218H74ZM215 217V216H213ZM228 217V216H227ZM14 218V217H13ZM62 218V217H61ZM71 218V217H70ZM208 218H210L208 216ZM229 218V217H228ZM214 219V218H213ZM227 221V219H225ZM214 222H216V220H213ZM232 221V220H231ZM183 221V223H185ZM223 222V220H222ZM21 223V222H20ZM78 223V222H77ZM185 223V224H187ZM219 223V222H218ZM221 223V221H220ZM80 224V223H79ZM83 224V223H82ZM2 225V224H1ZM182 225V223L180 224ZM179 225V226H180ZM184 225V224H183ZM182 225V226H183ZM77 226V225H76ZM82 226V225H80ZM79 226V227H80ZM190 227V226H189ZM205 227V228H206ZM211 226H209L210 228ZM85 228V227H84ZM180 228V229H179ZM197 229V230H201V229ZM207 227V230L209 229ZM78 229V228H77ZM76 229V230H77ZM186 229V228H185ZM192 229V228H191ZM44 230V229H43ZM196 230V229H195ZM193 230V231H195ZM203 230V229H202ZM201 230V231H202ZM49 233V232H48ZM51 233V232H50ZM83 233V232H82ZM194 233V232H193ZM187 234V233H185ZM205 234V233H204ZM51 235V234H49ZM184 235V234H183ZM202 235V234H201ZM209 235V234H208ZM62 236V235H61ZM186 236V235H185ZM188 236V235H187ZM206 237V235H205ZM54 238V237H53ZM63 238V237H62ZM184 238V237H183ZM187 238V237H186ZM192 239V238H191ZM195 239V238H194ZM198 239H201V238H198ZM86 240V239H85ZM210 240V239H209ZM214 240V239H213ZM45 242V241H44ZM58 242V241H57ZM190 242V241H189ZM199 242V241H197ZM201 242V240H200ZM212 242V241H210ZM209 242V243H210ZM151 243V244H149ZM84 244H86L84 242ZM191 244V243H190ZM202 244V243H201ZM199 245V244H196V245H199L200 247L202 245ZM208 245V243H207ZM95 246V247H96ZM81 247V246H80ZM167 247H169V250L167 249ZM190 247V246H188ZM195 247V245H194ZM205 247V246H204ZM88 248V247H87ZM91 248V247H90ZM198 248V247H197ZM195 248V249H197ZM202 248V247H201ZM94 249V248H93ZM207 249V247H206ZM201 250V249H200ZM97 251V250H96ZM187 251H189L187 253ZM209 251V250H208ZM15 252V251H14ZM21 252V251H20ZM86 252V251H85ZM154 252L156 253V255L154 254ZM198 252V251H197ZM203 252V250H202ZM212 252V251H211ZM200 253V252H199ZM51 254V253H50ZM192 254V253H191ZM190 254V255H191ZM49 255V253H48ZM85 255V254H84ZM13 256V255H12ZM54 257V256H53ZM96 257V256H95ZM196 257V254L194 255V258ZM29 258V257H28ZM67 259V258H66ZM99 259V258H98ZM157 259V260H158ZM75 260V259H74ZM79 260V259H78ZM102 260V262H103ZM154 260V261H153ZM199 260V261H198ZM159 261V260H158ZM159 261V262H160ZM197 261V262H196ZM56 262V261H55ZM78 262V261H77ZM93 262V261H92ZM103 262V263H104ZM210 262V263H209Z\"/></svg>",
  "mask_w": 264,
  "mask_h": 264
}]
</instances>
